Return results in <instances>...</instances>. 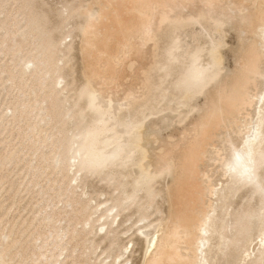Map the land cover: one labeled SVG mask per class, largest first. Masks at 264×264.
I'll use <instances>...</instances> for the list:
<instances>
[{
  "label": "rangeland",
  "instance_id": "rangeland-1",
  "mask_svg": "<svg viewBox=\"0 0 264 264\" xmlns=\"http://www.w3.org/2000/svg\"><path fill=\"white\" fill-rule=\"evenodd\" d=\"M95 3L0 0V264H122L128 257L127 264H142L146 242L140 234L166 218L172 175L163 170L143 183L141 153L133 150L135 162L118 169L75 159L101 118L91 106L81 54L86 13L98 16ZM171 31L165 24L152 33L141 81L145 98L120 114L129 128H155L169 123L167 115L182 123L193 114L180 83L172 82L179 71L169 60ZM258 82L251 93L260 97L264 79ZM124 92L117 90L116 102ZM247 112L254 120L255 109ZM216 139V151L200 168L213 185L232 189L218 211L226 229L220 246L218 235L212 241L210 258L245 264L242 258L258 252L264 230V158L253 181L231 186L227 166L243 136L224 130ZM256 264H264V254Z\"/></svg>",
  "mask_w": 264,
  "mask_h": 264
},
{
  "label": "bare ground",
  "instance_id": "bare-ground-1",
  "mask_svg": "<svg viewBox=\"0 0 264 264\" xmlns=\"http://www.w3.org/2000/svg\"><path fill=\"white\" fill-rule=\"evenodd\" d=\"M96 3L97 18L86 13L81 54L91 106L101 118L82 138L75 159L83 157L96 169H118L135 162L129 156L134 150L141 153L143 183L163 170L171 173L166 218L140 234L146 242L142 264H213L212 241L218 235L220 246V232L226 229L224 219L218 223V211L223 212L232 188L213 185L200 166L216 151V137L224 130L236 129L243 136L232 155L234 162L227 166L231 186L253 181L264 158V90L260 97L251 93L264 79V0ZM165 24L172 30L169 60L179 71L172 82L180 83L185 99L193 104V114L182 123L165 115L169 123L158 121L155 128L143 125L144 131L129 128L120 114L145 96L144 58L152 33ZM124 87L118 103L115 94ZM251 108L254 120L246 119ZM260 230L258 252L246 251L245 264H256L264 254V230ZM127 250L117 259H123ZM128 262L129 257L122 264Z\"/></svg>",
  "mask_w": 264,
  "mask_h": 264
},
{
  "label": "snow or ice",
  "instance_id": "snow-or-ice-1",
  "mask_svg": "<svg viewBox=\"0 0 264 264\" xmlns=\"http://www.w3.org/2000/svg\"><path fill=\"white\" fill-rule=\"evenodd\" d=\"M236 158H237V160H239V156H237Z\"/></svg>",
  "mask_w": 264,
  "mask_h": 264
}]
</instances>
